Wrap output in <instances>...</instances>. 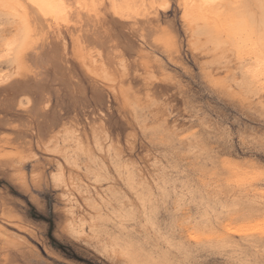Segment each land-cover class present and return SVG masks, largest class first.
<instances>
[{
	"label": "rangeland",
	"instance_id": "obj_1",
	"mask_svg": "<svg viewBox=\"0 0 264 264\" xmlns=\"http://www.w3.org/2000/svg\"><path fill=\"white\" fill-rule=\"evenodd\" d=\"M5 1L0 264H264L259 0L207 24L168 0L148 27L91 0L106 48L60 18L37 50Z\"/></svg>",
	"mask_w": 264,
	"mask_h": 264
},
{
	"label": "bare ground",
	"instance_id": "obj_2",
	"mask_svg": "<svg viewBox=\"0 0 264 264\" xmlns=\"http://www.w3.org/2000/svg\"><path fill=\"white\" fill-rule=\"evenodd\" d=\"M3 1H5V0H3ZM13 1H15V0H12L11 2H13ZM20 1H21L20 3H19V0H18V2L16 1V3L21 4V11L20 12L18 11L17 13H20L18 15H21L22 16V20L21 21H22V25H23V31H25V33H26V39L27 38L29 39L28 42H32L33 44L35 43V48L37 47V45H39V44H37V43H39L37 41L41 40L43 38V35H45L44 28H45L46 23L47 22H50V20H52V19H60V18H63L64 21H66V22L67 21L68 22H71V24H74L73 27L78 28V31H80V33L82 35L81 36V40H80L81 43H82V45L85 46V45H89L90 44V46L93 45V46L97 47L98 45L101 44L103 47L106 48V44L104 45L102 42H100V34H99V31L100 30H98L97 29L98 27L95 26L94 18L96 17V15H95V17H93L89 13V10H90L89 9V5H90L89 3H90L91 0H50V3L53 6L52 7H46L43 11H41L40 9H37V8L33 7V5L35 3V0H20ZM97 1H100V0H97ZM97 1L96 0L95 1L93 0L94 3H96ZM110 1H108V3L109 2L111 3L112 12H113L112 14L115 15L114 17H116V16L118 18L119 17H122L123 18L122 20H125V18H127V19H130V18H135V19L136 18H139L140 21L139 20L138 21L141 23L142 22L141 20H143V19H140V18L145 15V18L146 19L142 23L147 22L145 24V25H147V27L150 25L149 24L150 22H151L152 26L155 25L153 23H154V20H155V23H156V20H157V19H155L156 17L154 18V16L156 15V13H158V12H160L162 10H166L168 8V6H169L168 0H115V2L118 5H120L119 10H118L119 11V14H117V9H115L113 7V0H110ZM162 2L164 4H166V5H168V6L167 7H160L159 5ZM185 2H186V0H185ZM13 3H12V5H13ZM187 3H188V7H187V9H185V7H184V11L182 13V17H183V14H184V17H183V18H185L184 20L185 21L187 20V21L192 22V23L194 21H196L197 19H198L197 20L198 22H200L201 20H204L205 21L206 19H209V18L215 20V19H217L221 15L222 10L227 8V7H222V6H201V0H187ZM61 4L64 5V6L63 7H60L59 5H61ZM193 4H195L196 7H193L192 6ZM0 5H1V3H0ZM6 5H5V7H6ZM93 6H95V5H93ZM97 6H99V2L97 4ZM9 7H11V5ZM9 7H7V8H9ZM16 7H17V5H16ZM18 8H20V7H18ZM109 9H110V7H109ZM2 10H3V8H2ZM16 10H17V8H16ZM226 11H228V9H226ZM232 11H235V9L232 10ZM15 15L17 16V14H15ZM18 18H19V16H18ZM120 19L121 18H119L118 20H120ZM199 19H201V20H199ZM126 21H128V20H126ZM192 23H191V25H192ZM205 23L207 24L206 21H205ZM136 24H137V20H136ZM136 24H133V25H136ZM194 25H196V24H194ZM136 26H138V25H136ZM155 27L156 26H154L153 28H155ZM13 28H15V26ZM147 29H149V28H147ZM234 31L236 32V30H234ZM22 34L23 33L21 32L20 34H17L15 36H12L11 38H10V35H9V38L10 39L6 43V46L8 48V51H9V49H12V47H14L17 44V42L22 37ZM257 37H259V36H257ZM258 40H259V38H258ZM23 41H24V39L22 40V42ZM28 42L25 41V44H22V45L26 46V44H28ZM254 42H256V38H255V41H253L252 47H255L256 46V45L254 46ZM29 44L31 45V43H29ZM101 45H100V47H102ZM29 47H32V46H29ZM100 47H98V48L100 49ZM257 47H259V46H257ZM17 48L18 47H16V49ZM37 48L35 50H37ZM255 48H253V50ZM14 49H15V47H14ZM105 50H107V49H105ZM13 51L16 52V50H13ZM26 51H27V48H26ZM255 51H253V52H255ZM9 52H7V53H9ZM23 52H25V51L23 50ZM23 52L21 51V54ZM32 52H31V54H33L35 51L33 53ZM253 52H252V54H253ZM16 53H13V54H15L17 56ZM256 54H258V53H256ZM256 54H254V55H256ZM259 54H261V53H259ZM25 55H26L25 57H28V54H25ZM34 55H29V56L32 57ZM6 56H9V55H6ZM47 56H49V53H48ZM20 59H22V58H20ZM37 60L40 61V59H37ZM263 63H264V57L261 56V55L255 56L253 59H251V60H249L247 62H242L241 65H240V67H239V71H240L241 77L242 78H245L247 80H248V78H251V79L253 78V80H256L254 78H257L258 74L261 73L259 70L264 68V67L263 68L260 67ZM33 64H36V63H34V61H33ZM0 75H5V74H0ZM259 75H263V74L261 73ZM4 77H2V80H3ZM259 78H260V76H259Z\"/></svg>",
	"mask_w": 264,
	"mask_h": 264
},
{
	"label": "snow or ice",
	"instance_id": "obj_3",
	"mask_svg": "<svg viewBox=\"0 0 264 264\" xmlns=\"http://www.w3.org/2000/svg\"><path fill=\"white\" fill-rule=\"evenodd\" d=\"M255 3V0H201V6H222V7H229L235 9H245ZM53 5L50 3V0H35L33 7L40 9L43 11L46 7H52ZM63 7L64 5H59ZM160 7H167L168 5L164 4L163 2L159 5ZM185 9L188 7L187 0L183 5ZM196 7L195 4L192 5ZM113 7L117 9V14H119V7L115 0H113ZM259 7L262 10V23H261V32H260V39L259 45L261 50L264 51V0H259ZM254 181L258 182V185L261 188H264V169H261L257 174L252 178Z\"/></svg>",
	"mask_w": 264,
	"mask_h": 264
}]
</instances>
